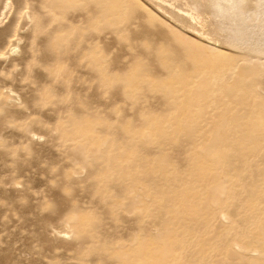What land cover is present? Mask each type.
I'll return each instance as SVG.
<instances>
[{"label": "rangeland", "instance_id": "rangeland-1", "mask_svg": "<svg viewBox=\"0 0 264 264\" xmlns=\"http://www.w3.org/2000/svg\"><path fill=\"white\" fill-rule=\"evenodd\" d=\"M9 2L0 264H264V0Z\"/></svg>", "mask_w": 264, "mask_h": 264}, {"label": "bare ground", "instance_id": "bare-ground-1", "mask_svg": "<svg viewBox=\"0 0 264 264\" xmlns=\"http://www.w3.org/2000/svg\"><path fill=\"white\" fill-rule=\"evenodd\" d=\"M1 1V0H0ZM160 1V0H159ZM12 6H11V3L9 2V0H2L1 1V5H0V22L3 20V17H4V14H5V12L6 11H8L10 8H11ZM160 8V7H159ZM10 11V10H9ZM8 11V12H9ZM8 12H7V14H8ZM26 13V12H25ZM179 13H182V12H179ZM185 15L187 16V17H189V18H191V20L193 19V18H195L190 12H187V13H185ZM198 16V15H197ZM179 30V29H178ZM179 32H181V31H179ZM195 33V31H191V34H194ZM195 35V34H194ZM204 38V37H203ZM180 39L181 40H186V41H189V40H191V37L189 36V35H187V33H185V32H181L180 33ZM194 40V39H193ZM196 40V39H195ZM198 42H202V41H198ZM204 45H206V44H204ZM207 47H209V48H211L212 50L214 49V47H213V45L212 44H208V46ZM16 48H17V46H15V47H12L11 48V51L12 52H15L16 51ZM217 48V47H216Z\"/></svg>", "mask_w": 264, "mask_h": 264}]
</instances>
